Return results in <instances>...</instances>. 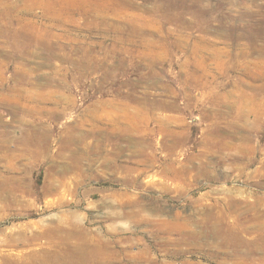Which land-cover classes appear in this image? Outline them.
Returning a JSON list of instances; mask_svg holds the SVG:
<instances>
[{"label": "rangeland", "instance_id": "1", "mask_svg": "<svg viewBox=\"0 0 264 264\" xmlns=\"http://www.w3.org/2000/svg\"><path fill=\"white\" fill-rule=\"evenodd\" d=\"M163 1L0 0V244L76 211L117 240L101 264H264V235L227 234L251 202L264 223V0H201L139 37L138 14L168 15ZM47 180L71 194L47 205ZM21 248L0 264H32Z\"/></svg>", "mask_w": 264, "mask_h": 264}, {"label": "bare ground", "instance_id": "2", "mask_svg": "<svg viewBox=\"0 0 264 264\" xmlns=\"http://www.w3.org/2000/svg\"><path fill=\"white\" fill-rule=\"evenodd\" d=\"M44 1L45 0H41V3H43ZM106 1H108L110 3H114L113 7H115V8H122V9H125V10H129V7L131 5L129 0H120L121 2L119 0H106ZM116 1H118L120 4H117L118 2H116ZM200 1L201 0H164L163 3L160 5V7L164 8V9H167L168 15H163L162 17H160V16H158V17L152 16V18H149V17H146L143 13H140V14H138L137 18L135 19V21H137V23H135V22L133 23L132 22L133 23L132 24L133 27L131 29L139 37H143V36H145V34L147 32L146 28L148 26L152 27V26H154L156 24H159V26L163 27L165 25V23L169 22V21H184V19H186L185 14L187 12H189L190 10L197 9L199 11H205V9L201 5ZM72 4H75V2L72 3ZM50 10H51V8H50ZM206 12H204V13H206ZM151 13H154V10ZM151 15H153V14H151ZM149 35L151 37L149 39L150 40L152 39V40L155 41V37H156L155 35H159V33H157L154 30H152L149 33ZM160 36H161V34H160ZM14 42L16 43L17 40L14 39ZM2 77H3V75L0 72V78H2ZM17 93H18V96L20 97V99H23V98L25 99L27 97V95H30L29 94L30 92H28L26 94L22 93V89H21L20 92H17ZM54 93H56V91H53L52 93H49L50 98L56 100V102H59L61 100V98H63V97H60L61 94L56 95ZM62 96H63V94H62ZM38 98L40 100L44 99L43 95H38ZM63 99L66 100V98H63ZM45 100H46V98H45ZM68 102H70V101L68 100ZM2 104H4V103H2ZM5 104H4V106H10L11 109H13V111H15L17 116H21V120L24 119V114L25 113L31 112V111L35 112V110H38V109H35V108L32 109L31 107H29L27 105H24V104H17V105L16 104L7 105V103H5ZM55 104H57V103H55ZM110 114L112 115V113H110ZM121 115H123V114H120V116ZM110 117L114 118L113 116H110ZM121 117H123V116H121ZM116 122H115V125H116ZM115 136H117V135H115ZM29 137H30L29 141L30 140H35V137L31 133H30ZM39 138H40V136H39ZM107 138H109V137H107ZM94 139H96V138H94ZM97 141H98V138H97ZM118 145H120V144H118ZM100 150H101V148H100ZM263 160H261V161H263ZM245 161H246V163H244V164H241L240 162H236L235 163V168L238 169L240 174L245 173L246 169H248V167L254 163L253 160H248V161L245 160ZM113 162H115V160ZM165 170H166V168H165ZM246 174H247V176L250 175L249 171L246 172ZM22 176H24V175H22ZM17 179L21 180L19 177L15 176L14 180H17ZM11 180H12V177L10 179H6L5 182L2 184V188L5 189V191L6 190H8V191L11 190L10 192H12L11 185H10V181ZM23 180H21V181H23ZM23 184H21V185H23ZM262 184H264V183L261 182V185ZM54 190H55V192H54ZM67 190H66V192L64 190H62V192L64 191L62 194H64V193L71 194V190L70 191L69 190L67 191ZM57 191L61 192V190L59 188V185L54 184L52 180H47L45 182L44 193H45V197L48 195L47 199L45 200V203L47 205H55V204L60 203L63 200V196L64 195H62V194L57 195ZM4 193H6V192H4ZM49 194H52L53 196L49 195ZM11 200H12L11 203H16L17 198L15 197V195L12 196ZM256 201H257V199H256ZM258 201L261 202L262 204L264 202L263 199H260ZM227 203H228L229 207H231L232 205H235V206L239 205L240 202L235 201V202H232V203L231 202H227ZM120 205H122V204H120ZM246 205H248V204H246ZM248 207H249V209L251 211H249L248 209H247V211L253 212V213L251 215H249L250 217L244 215V217L246 218V220H245L246 222L243 223L244 227L241 226V223L238 222L237 223L238 227H237V224L234 223L231 227H229L227 229V234L232 236L236 240V242H238L239 244H242V243L245 244L246 243L245 239L247 237V233L252 235L251 233H255L256 232V235H255L256 238H258V236L260 234L262 236L264 235V223L261 222V221L258 222L257 215L255 216L256 210L257 211H258V209L260 210V208H258V204L251 202ZM76 214H77L76 211H70L69 213H64L62 215H59V217L57 219H55V218L52 219V220L50 219L51 221L46 222L45 224H41L40 222L33 221L31 229L28 230V228H23L22 230L18 231V233H16V234L6 235V238L0 244L1 245L0 251L1 250L3 251V253H2L3 257L5 259L10 258L8 256L11 253L10 252H8V253L5 252L8 247L10 248L12 246H15V247L21 246L22 248L18 250L19 251L18 255L20 256V254H21L20 252L28 254L29 258L34 260V262H31L32 264H101V263L97 262L96 257L100 256V255H103L104 253L108 252L110 250L111 243H114L117 240L116 239L107 238L98 229L89 227L88 225H86L85 223H82L80 221H75L74 217H75ZM243 214H244V212L240 213V215L237 217V220H240L242 222V218H244V217H242ZM129 215H130V213H128L126 211L119 210V211H114V214H112L111 217L114 218V219H116V218L121 219V218H124V217H128ZM132 215H130V216H132ZM134 215H137V212L134 213ZM77 217H78V215H77ZM222 218H223V216H222ZM255 219H256L257 223H256ZM237 220H236V222H237ZM44 221H45V219H44ZM255 227L258 230L253 229ZM214 228H216V227H214ZM107 230H108V232L112 233L113 237L115 236L116 233H115L114 229H112L109 226ZM74 238H75V240L73 241ZM256 243L261 247V242L256 241ZM114 252H116V251H112L111 250L110 253L114 254ZM22 256H23V254H22ZM14 264H17V262H14Z\"/></svg>", "mask_w": 264, "mask_h": 264}]
</instances>
